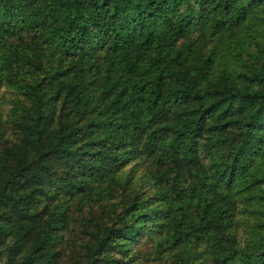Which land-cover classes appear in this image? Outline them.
Returning a JSON list of instances; mask_svg holds the SVG:
<instances>
[{
  "label": "trees",
  "instance_id": "obj_1",
  "mask_svg": "<svg viewBox=\"0 0 264 264\" xmlns=\"http://www.w3.org/2000/svg\"><path fill=\"white\" fill-rule=\"evenodd\" d=\"M262 25L264 0H0V264H264Z\"/></svg>",
  "mask_w": 264,
  "mask_h": 264
},
{
  "label": "rangeland",
  "instance_id": "obj_2",
  "mask_svg": "<svg viewBox=\"0 0 264 264\" xmlns=\"http://www.w3.org/2000/svg\"><path fill=\"white\" fill-rule=\"evenodd\" d=\"M261 27L264 28L263 25ZM6 110H7V106L6 105L2 106L0 108L1 112H4ZM79 216L80 215H79V213H77L75 211V208L71 207L70 208V217H69V222H68V229L66 230V235H71V234H73V233H75L77 231L78 226H77V223H76V219H79Z\"/></svg>",
  "mask_w": 264,
  "mask_h": 264
}]
</instances>
